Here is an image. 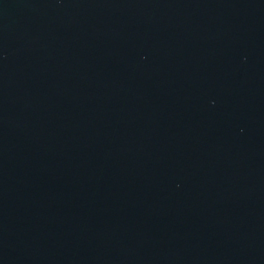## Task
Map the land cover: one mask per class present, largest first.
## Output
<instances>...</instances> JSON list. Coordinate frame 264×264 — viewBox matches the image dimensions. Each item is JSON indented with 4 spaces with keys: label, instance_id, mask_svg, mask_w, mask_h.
<instances>
[{
    "label": "water",
    "instance_id": "obj_1",
    "mask_svg": "<svg viewBox=\"0 0 264 264\" xmlns=\"http://www.w3.org/2000/svg\"><path fill=\"white\" fill-rule=\"evenodd\" d=\"M0 264H264V0H0Z\"/></svg>",
    "mask_w": 264,
    "mask_h": 264
}]
</instances>
